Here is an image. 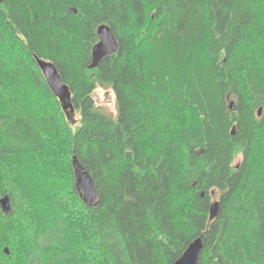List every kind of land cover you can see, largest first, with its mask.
Masks as SVG:
<instances>
[{
	"label": "trees",
	"instance_id": "16d2710c",
	"mask_svg": "<svg viewBox=\"0 0 264 264\" xmlns=\"http://www.w3.org/2000/svg\"><path fill=\"white\" fill-rule=\"evenodd\" d=\"M103 24L120 48L90 69ZM35 55L69 86L75 121ZM5 197L0 264H173L197 239L200 264H264V0L0 3Z\"/></svg>",
	"mask_w": 264,
	"mask_h": 264
},
{
	"label": "water",
	"instance_id": "95a60500",
	"mask_svg": "<svg viewBox=\"0 0 264 264\" xmlns=\"http://www.w3.org/2000/svg\"><path fill=\"white\" fill-rule=\"evenodd\" d=\"M5 0H0L3 3ZM99 42L94 46L92 51V64L90 69L98 68L99 64L106 57L116 54L119 51V41L113 35L111 28L108 25H101L98 29ZM35 59L39 69L41 70L50 90L64 103L65 110L70 109L74 114L75 109L72 103V92L67 84L64 83L61 74L56 66L49 61L43 60L35 55ZM97 106H101L103 101L99 98V94L94 91L91 95ZM113 102V100H110ZM107 103V102H105ZM233 103L230 108H233ZM263 109L259 110L258 116L261 117ZM73 168L76 177V188L81 194L85 204L94 205L98 201V192L90 174L85 171V168L75 156L73 158ZM0 205L2 210L7 212L9 209V199L1 198ZM220 212V203L214 202L211 205L210 221L215 220ZM203 249V244L200 239H197L190 245L184 255L173 264H200V256ZM6 254L10 251L6 249Z\"/></svg>",
	"mask_w": 264,
	"mask_h": 264
},
{
	"label": "rangeland",
	"instance_id": "374dc122",
	"mask_svg": "<svg viewBox=\"0 0 264 264\" xmlns=\"http://www.w3.org/2000/svg\"><path fill=\"white\" fill-rule=\"evenodd\" d=\"M96 92L99 94V98L103 101L104 104H102L101 109L103 111V113L107 114V115H116V103H115V97L113 95V93L111 92V90H96ZM110 100H113V102H110ZM107 102V103H105ZM76 118L78 119L79 116L78 114L75 115V112L71 118L72 121H75ZM240 161V159L237 160V163ZM213 201H216V199H214Z\"/></svg>",
	"mask_w": 264,
	"mask_h": 264
}]
</instances>
